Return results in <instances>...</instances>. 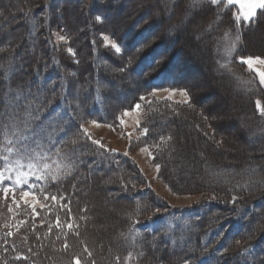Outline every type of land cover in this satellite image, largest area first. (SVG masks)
Wrapping results in <instances>:
<instances>
[{
	"label": "trees",
	"instance_id": "trees-1",
	"mask_svg": "<svg viewBox=\"0 0 264 264\" xmlns=\"http://www.w3.org/2000/svg\"><path fill=\"white\" fill-rule=\"evenodd\" d=\"M130 1L38 0V7L27 10L22 5L17 26L30 39L15 35L0 42V115L5 114L0 117V139L5 126L9 133L12 123L23 130V121L28 120L30 126L23 134L30 139L23 143L34 147L33 141L40 139L49 155L61 149L60 157L53 155V161L60 160L58 179L49 176L36 182L49 196L56 195L59 202L49 199L46 203L50 208L44 209L37 205L38 215L24 204L17 207L11 196L0 207V264H77V260L79 264H122L136 252L140 264H264V184L256 189H235L230 183L231 189H226L216 188L204 178L198 180L199 185L187 189L173 184L175 175L168 163L172 143L167 138L174 139V148L180 145L178 136L183 137V133L177 124L193 126L192 131L210 152L231 145L226 144L224 136L223 146L221 140L215 141L220 137L217 135L222 136L218 127L223 123L213 121L208 106L201 102V97H205L203 100L209 95L197 91L196 81L185 78L188 61L183 58L190 52L179 44L180 36L170 34L156 15L147 16L146 1ZM193 1L172 0V6L181 10L182 5L185 9ZM195 3L193 16L208 14L205 22L218 17L224 25L213 66L240 90H248L251 109L259 114L256 101L264 94L263 85L247 71V65L240 63V58L264 56L263 48L256 47L263 37L256 42V48L245 44L257 29L260 36L264 35V11L256 14L254 23L237 24L234 16L239 11L235 8L221 11V5L209 0ZM0 10H4L1 5ZM75 14L82 17L79 31L69 24ZM58 29L66 35L67 44L54 40ZM237 34L240 39L229 56L226 49L232 42L227 38L236 39ZM104 36L120 47L119 53L105 43ZM29 50L26 61L17 58ZM223 64L228 67H221ZM236 76L249 83H240ZM163 88L186 89L189 101L181 103L151 94ZM136 104L141 105L142 118L138 126L141 136L135 144L149 150L155 167L159 164L160 180L174 193L209 191L215 197L191 207L170 205L153 190L133 158L115 152L80 128L96 121L120 131L123 113L135 111ZM256 116L254 120L264 125V116ZM258 144L255 140L252 147ZM53 161L49 163L52 175H56L57 164ZM251 162L249 167L256 160ZM209 166L221 172L238 168L234 164ZM258 171L259 179L264 181V169ZM88 183L95 185L92 193L97 184H105L103 190L112 198V204L125 205L124 219L115 226L106 247L96 241L93 227L97 222L89 218L90 205L98 206L99 198L92 196V203L87 199ZM0 199L5 202L2 193ZM69 223L72 229L67 227ZM155 251L165 255L153 256Z\"/></svg>",
	"mask_w": 264,
	"mask_h": 264
},
{
	"label": "rangeland",
	"instance_id": "rangeland-1",
	"mask_svg": "<svg viewBox=\"0 0 264 264\" xmlns=\"http://www.w3.org/2000/svg\"><path fill=\"white\" fill-rule=\"evenodd\" d=\"M37 1L38 0H0V5L4 8V10H0L2 22L0 23V42L9 41L15 35H19L22 40L30 39L29 34L25 35L21 33L22 31L17 26V23L20 22L17 15L19 14V6L22 7V5H26L27 7L23 8L25 10H27V8L35 9L39 6L35 5ZM138 1H146L145 9H147V16L150 14L156 15L161 19L162 23L170 29V34H177L180 36L179 44L185 46V49L188 48L190 52L189 56L183 58L184 61H188L185 62V67L188 70V74L185 75V78L188 81H196L197 91L203 92V94H206L205 96L209 95L207 99L202 100V98L205 97H201L200 100L208 106L207 109L212 114V120L215 122L217 120L218 122L222 121L223 123H220L218 127V132L222 134V136L217 135L219 133H212L214 132L212 129V132L209 131L212 135L220 136L215 138V141L221 140L220 146H223L222 137L224 136L223 138L227 141L226 144L231 145L229 148L225 146V148H217L216 151L210 152L207 144L192 131L193 126L189 124H177L179 132L181 131V133H183V137L179 138L178 136V144L180 145H178L177 148H174V139L171 138L170 140L172 147L170 148L171 154L168 158V163L175 175L173 184L178 188L187 189L199 185L200 182L198 180L200 178L211 180V185L216 186V188L226 189H231L229 186L230 183H232L231 186L235 187V189H256V186L259 184H264V181L259 179L261 174L260 171H258L260 168L261 170L264 169V125L254 120V117H257L256 115H261L252 111L247 93L248 90H240V87L233 83L230 77L224 72H219L212 64V59L218 56L219 48L221 47V43L218 42L219 36L224 33L222 29L224 25L221 23V18L213 17L205 22L204 19L208 14L203 15L199 13L196 17L193 16L196 7L194 1L185 9L184 5H182L181 10L173 8L172 0H131L130 2L133 4ZM220 5L221 11H224L226 7H231L233 10L235 8L240 12L239 5L234 4L228 6L223 3ZM23 9L19 12L22 13ZM259 11L261 10L258 9L257 13ZM2 12L4 13L2 14ZM117 14L118 13H116V15ZM54 16H56V13H54ZM113 18H116V16L113 15ZM81 21L82 17L75 14L71 16L69 24L73 25V27L79 31V24ZM261 34L262 33L258 29L252 32L248 36L245 43L246 46L249 48H263L264 50V35L260 36ZM60 36L66 37L64 32L58 29L55 32L54 40L61 44H67V38L65 40H60ZM259 38H262V46L260 42L256 44ZM82 39L84 40L83 36ZM224 39L226 40V37ZM227 39L230 42L236 41L235 36H230ZM211 42L212 45H210ZM105 43L110 46L106 41ZM30 54V50L25 51L17 55V58L21 61H26L30 57ZM256 56L264 57L262 55ZM154 96L160 99L169 98L181 103L189 101V97L185 98L181 96L179 91L174 94L160 91L155 93ZM258 100L261 105L264 106V94ZM1 104L2 103H0V105ZM192 112L194 113V110ZM192 112L191 114H193ZM4 115L3 113L0 117L3 118ZM193 117L195 116L193 115ZM141 118L142 113L139 110L130 112V115L125 116L123 120L121 131H116L109 126L98 123L96 124L99 126L90 123L86 125L85 128H87L89 133L95 135L98 140H101L105 146H109L115 152L133 158L150 181L153 190L163 197L170 205L182 208L191 207L203 200L215 197V194H210L209 191L174 193L168 185L160 180L158 177L159 172L152 164L149 150L141 151V149L145 147L135 144V141L141 136L138 130ZM161 125H165V121L162 122ZM172 129L174 130V127ZM255 140L259 142V147H252ZM252 160H256L255 164L260 165V167L255 166V164L253 167H249L247 164H252ZM220 164H234L238 166V168H229V171L224 172H221V169H210L209 165L216 167L215 165ZM240 165L242 168H239ZM104 185L105 184L101 183L97 184L96 187L98 188L94 189L92 193L95 185L88 183L85 191L88 194L87 199L90 200L91 203L93 199L92 196L94 197L97 195L99 198L98 206L95 207L94 204L90 205L92 207L90 209L89 218L97 222L96 226L93 227V232L97 234V238L95 237L96 241L98 243H105L106 247V242H108L109 236L113 234L115 226L124 219L125 205L123 203L116 205L112 204V198H108L103 190ZM98 189L101 190L100 194L97 193ZM81 191L85 193L83 190ZM6 201L7 200H5V202L1 201L0 207L3 206ZM20 203L22 205L24 204L23 201ZM91 244L93 245L95 242ZM164 255L165 254L161 251H155L153 253V256ZM129 256H131V259H124L122 264H140L139 254L137 252Z\"/></svg>",
	"mask_w": 264,
	"mask_h": 264
},
{
	"label": "snow or ice",
	"instance_id": "snow-or-ice-1",
	"mask_svg": "<svg viewBox=\"0 0 264 264\" xmlns=\"http://www.w3.org/2000/svg\"><path fill=\"white\" fill-rule=\"evenodd\" d=\"M195 2H197V0H194V3ZM210 3L213 5H220L222 3L228 6L234 4L239 5L240 12L234 16L237 24L241 21L254 23L257 10L259 9L264 11V0H210ZM96 19L100 21L101 17L97 16ZM59 39L65 40L66 37L60 36ZM103 39L110 44V46L117 53L120 52V47L116 43L112 42L109 37L104 36ZM239 39L240 36L237 34L236 41H239ZM236 41H233L226 49L227 55L230 56L232 51L235 49ZM69 51L71 52V49H69ZM240 63L247 65V71L252 73L255 77H258L259 83L264 85V57H241ZM221 67L227 68L228 65L223 64ZM235 78L242 84L249 83V81H244L239 76H236ZM162 90L172 94L179 91L181 96L185 98L188 97L186 89L163 88ZM151 94L155 95V92H152ZM140 99L145 100V97L141 96ZM256 105L259 110V114L264 116V106L261 105L259 100L256 101ZM140 108V104L135 105V110H139ZM123 115L128 116L130 115V112L125 111ZM91 123L99 126L96 124V121H92ZM121 123H123V121H121ZM23 126L24 128L22 130L18 124L12 123L11 133L8 132L7 126H5L2 139H0V144L3 145V147H0V193L3 194V198L5 200H7L11 195L12 203L16 204L17 207H20V202L23 201L25 206L30 208L33 213H36L37 205H39L41 209L50 208V205L46 203L49 199L59 202L56 195L49 196V194L45 192L44 188L38 187L36 182L46 180L49 176H51L52 180L58 179L60 160L53 161V155L60 157L61 149L56 148L53 155H49L48 152L44 150V145L40 139H35L33 141L35 145L34 147L28 143H23L24 141L30 139L29 136L23 134V132L30 126L28 120L23 121ZM80 128L84 134H88L87 128H84L83 125H80ZM143 131L146 133L147 129L145 128ZM89 138L91 137L89 136ZM170 139L171 137L167 138V140ZM162 142L166 143L167 141L163 140ZM72 143L75 144L76 140H73ZM93 143L99 142L93 141ZM157 147H159V145H157ZM141 151H147V148H142ZM49 161H53L57 164L56 175H52V163H49ZM159 168L160 166L157 164V171H159ZM30 180L34 182L30 183ZM17 192L19 194L18 199ZM61 207L64 208L67 207V205H61ZM11 210L12 209L9 208V211ZM36 214L38 215V213ZM57 222L59 225V217H57ZM67 227L72 229L73 225L69 223ZM76 234L78 235V233ZM9 235H11V233H9ZM237 243H239V241ZM64 247H68L67 243H65ZM85 251H87V249H85ZM89 255H91V253H89ZM17 258L19 259V257ZM128 259H131V256H129ZM77 264H79V260H77Z\"/></svg>",
	"mask_w": 264,
	"mask_h": 264
}]
</instances>
